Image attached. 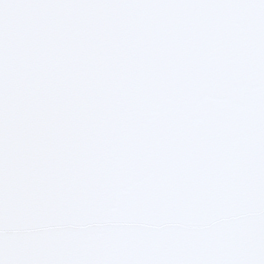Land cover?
<instances>
[{"label":"snow or ice","instance_id":"6c2138e0","mask_svg":"<svg viewBox=\"0 0 264 264\" xmlns=\"http://www.w3.org/2000/svg\"><path fill=\"white\" fill-rule=\"evenodd\" d=\"M0 264H264V0H0Z\"/></svg>","mask_w":264,"mask_h":264}]
</instances>
